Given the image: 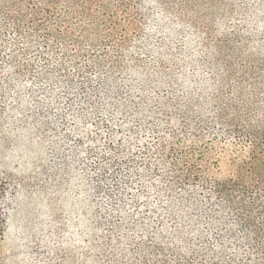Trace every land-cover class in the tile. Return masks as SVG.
I'll list each match as a JSON object with an SVG mask.
<instances>
[{"label": "trees", "instance_id": "16d2710c", "mask_svg": "<svg viewBox=\"0 0 264 264\" xmlns=\"http://www.w3.org/2000/svg\"><path fill=\"white\" fill-rule=\"evenodd\" d=\"M0 17L71 67L0 94V240L6 156L87 258L264 264V0H0Z\"/></svg>", "mask_w": 264, "mask_h": 264}, {"label": "rangeland", "instance_id": "374dc122", "mask_svg": "<svg viewBox=\"0 0 264 264\" xmlns=\"http://www.w3.org/2000/svg\"><path fill=\"white\" fill-rule=\"evenodd\" d=\"M59 55L57 46L44 49L37 35L16 32L0 17V94L17 84L18 77L48 73L58 66L71 70ZM1 160L19 188L0 240V264H104L84 256L78 226L70 237L67 210H56L31 185L24 186V168L18 167L17 159L4 156Z\"/></svg>", "mask_w": 264, "mask_h": 264}]
</instances>
